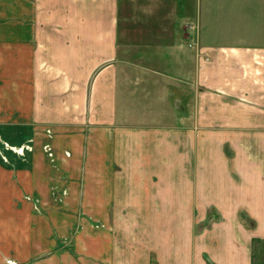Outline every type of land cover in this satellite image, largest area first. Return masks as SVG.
<instances>
[{"label":"crops","instance_id":"0c3cea01","mask_svg":"<svg viewBox=\"0 0 264 264\" xmlns=\"http://www.w3.org/2000/svg\"><path fill=\"white\" fill-rule=\"evenodd\" d=\"M200 6L0 0V264H264V40Z\"/></svg>","mask_w":264,"mask_h":264},{"label":"rangeland","instance_id":"374dc122","mask_svg":"<svg viewBox=\"0 0 264 264\" xmlns=\"http://www.w3.org/2000/svg\"><path fill=\"white\" fill-rule=\"evenodd\" d=\"M124 1V0H121ZM131 1V0H130ZM212 1V3H210ZM224 1H226L224 3ZM230 1V0H229ZM233 3V6H237L236 9H238L235 12H232L229 14V21L230 23L225 22L226 16L228 14H224V8L227 7V0H200V8H201V15L203 19V26L205 27L206 34L203 38H208L210 41H214L217 44L219 43H233L234 40H236L238 37L241 36H262V40H264V0H257L256 4H254V12L252 14H248L243 12L241 8H245L246 3L241 4L242 0H231ZM131 3V2H130ZM121 4H123L121 2ZM131 10V9H130ZM243 16H246L244 18ZM249 16V17H248ZM131 17V16H130ZM122 15H121V21H122ZM251 19V22L249 23L248 20ZM123 22V21H122ZM195 21L190 23V26L192 27L194 25ZM229 24V25H228ZM168 101L172 105V96H168ZM176 102L173 104V106L176 107ZM180 113H183V109H179ZM177 110V112H179ZM209 141H202L201 142V150H206V145ZM249 143V149H253L250 144L253 142H246ZM247 146V147H248ZM254 146V145H253ZM244 145H238L237 144V150L240 148H243ZM246 147V148H247ZM259 147V146H258ZM234 149V148H231ZM246 150V149H244ZM201 151V152H203ZM203 157V156H201ZM239 175L235 173V179L236 181L239 180ZM230 190V189H229ZM233 192V190H232ZM206 194V193H205ZM205 194H202L203 197ZM208 197L209 195L206 194ZM209 205V204H208ZM199 205V213H206L214 215L221 214V210L215 205ZM219 216V215H218ZM210 222L208 223L205 219L200 222L199 229L201 233L203 232V229H206V227H209Z\"/></svg>","mask_w":264,"mask_h":264},{"label":"built area","instance_id":"2783aa9c","mask_svg":"<svg viewBox=\"0 0 264 264\" xmlns=\"http://www.w3.org/2000/svg\"><path fill=\"white\" fill-rule=\"evenodd\" d=\"M190 45H191V46H196V48H198V50L200 49L199 46H198V44H197L196 42H193V43H191ZM23 149H24V147H21V148H20V151L23 152Z\"/></svg>","mask_w":264,"mask_h":264}]
</instances>
